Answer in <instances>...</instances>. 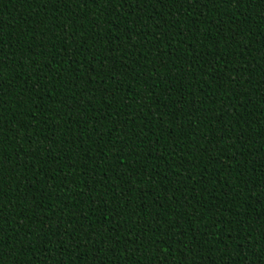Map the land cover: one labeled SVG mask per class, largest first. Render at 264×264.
<instances>
[{
	"label": "trees",
	"instance_id": "obj_1",
	"mask_svg": "<svg viewBox=\"0 0 264 264\" xmlns=\"http://www.w3.org/2000/svg\"><path fill=\"white\" fill-rule=\"evenodd\" d=\"M261 7L0 0L3 264H264Z\"/></svg>",
	"mask_w": 264,
	"mask_h": 264
},
{
	"label": "snow or ice",
	"instance_id": "obj_2",
	"mask_svg": "<svg viewBox=\"0 0 264 264\" xmlns=\"http://www.w3.org/2000/svg\"><path fill=\"white\" fill-rule=\"evenodd\" d=\"M45 2H48V0H44V3ZM52 2H56V0H52ZM88 2H89V0H88ZM91 2H95V0H91ZM173 2H177V0H173ZM185 2H187V0H185ZM204 2L205 3H207V0H204ZM214 2L215 3H221V2H223V0H214ZM99 3H101V0H99ZM243 3H244V6H248V4H264V0H243ZM261 8H264V7H261ZM179 23V21L176 23V24H178ZM203 23H205V22H203ZM175 24V25H176ZM163 30H164V32H165V34L167 33V27H164L163 28ZM243 29H241V31H242ZM149 33V29H148V26H144L143 27V34H145V36H146V39L150 42L151 41V35H147ZM236 34H237V36H239L240 35V33L239 32H236ZM210 35V34H209ZM207 37V36H206ZM206 37H205V39H206ZM0 40H3L2 38H0ZM219 40V39H218ZM4 41V40H3ZM220 41V40H219ZM4 43H7L6 41H4ZM239 43H241V42H238V41H236V43L233 45L232 44V40L231 41H229V45H232L231 47H237V46H239ZM214 44V43H213ZM220 45V44H219ZM41 47H42V45H40ZM214 46H216L215 44H214ZM2 51H3V45L2 44H0V53H2ZM225 51H227V50H225ZM38 55H40V53H37V55L36 56H38ZM36 56H32V57H30L29 59H35V57ZM214 57H215V60H214V63H213V59L212 58H210L209 60H207L205 63L206 64H209V65H211L213 68H215L217 65H219L220 63H221V61L222 60H224L225 61V63H227L228 64V67L229 68H231V63L229 62V60L228 59H225L224 57H225V55L221 52V50H220V52L219 53H217V48H215V52H214ZM228 57H231V53H228ZM3 57L2 56H0V59H2ZM16 64L17 65H19V60H17L16 61ZM4 65L3 64H0V68H2ZM236 68H240V66L239 65H237V67ZM236 68H235V71H236ZM35 71V70H34ZM33 71V72H34ZM238 74H240L241 76H243V71L242 72H240V73H238ZM35 74L33 75V79L35 78ZM201 80H203V78L201 77L200 78ZM43 82V79H41V83ZM201 88H203V84L201 83ZM28 89V91H24L23 90V97H24V99L26 100L28 97H27V93L28 92H30L31 91V88H27ZM117 90H119V89H117ZM2 91H4L3 89H2ZM18 96H20L21 95V93H18L17 94ZM2 102H3V97H2V95H0V104H2ZM18 103L19 102H21V101H17ZM212 103H215V102H212ZM109 105H111V103H109ZM182 110V109H181ZM101 133H103V132H101ZM100 133V134H101ZM137 135H139V133L137 134ZM103 136V135H102ZM145 136H146V134H145ZM2 137H3V129L2 128H0V146H2V144H3V139H2ZM137 144H142V142L141 141H139V140H137V142H136ZM217 143H219V141H217ZM113 146H115V145H113ZM126 146V145H125ZM156 145L155 144H153V145H151V147L152 148H154ZM226 147H228L227 145H226ZM133 153L132 152H130L129 153V155H132ZM135 155L137 156V157H139V153H135ZM118 159H119V157H118ZM3 161H4V152H3V149H2V147H0V170H2V167H3ZM13 167H15V165H13ZM9 174H11V172L9 173ZM4 176L3 175H0V201H2L3 199H4V188H3V183H4ZM110 187H112V186H110ZM115 188H116V185H115V187H113V189L112 190H115ZM177 190H179V186H177ZM116 193H119V192H116ZM119 195H120V193H119ZM118 195V196H119ZM10 198V197H9ZM131 204V201L129 202V205ZM105 211H106V209H105ZM0 218H2V215H0ZM0 220H2V219H0ZM164 223H166L165 221L162 223L161 222V220L159 219L158 220V227L156 228V231L159 233L160 232V230L161 229H163V224ZM145 224V226L146 227H149V225H147V222H145L144 223ZM168 224H171V222H168ZM171 226L173 227V228H175V229H177L178 228V226L176 225V224H171ZM190 226V225H189ZM89 227H91V226H89ZM163 233L165 234L164 235V238L165 239H168L169 237H171V236H176V235H179V232H177V231H175V233H171V232H168V231H165V230H163ZM96 234L97 235H101L102 234V230H97V232H96ZM87 235H88V233H87ZM107 238V241H108V243H109V241H111L113 238H112V236L111 235H104V238ZM181 239H185V237H180ZM157 240H159L160 239V235L159 236H157V238H156ZM118 240V239H117ZM116 240V241H117ZM115 241V242H116ZM119 241V240H118ZM190 241V240H189ZM114 242V244H113V248L114 247H116V243ZM120 242V241H119ZM94 243H95V241H94ZM120 244H121V242H120ZM148 245H145V247H147ZM160 247H163L164 245L163 244H161V245H159ZM175 246H179V244H176ZM3 247H4V241H3V236H2V233H0V264H3V262H4V260H5V258L7 257V256H4V254H3ZM140 250H142V249H140ZM9 251H11V249H9ZM165 251H167V248H165ZM125 252H124V250H123V248L121 247L120 248V254H124ZM190 254V253H189ZM188 254V255H189ZM169 259H170V257H169ZM177 264H180V261H178L177 260Z\"/></svg>",
	"mask_w": 264,
	"mask_h": 264
}]
</instances>
